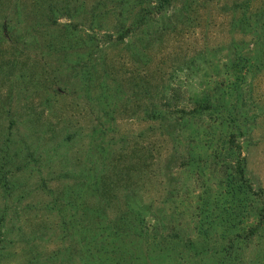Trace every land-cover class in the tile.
<instances>
[{"label":"rangeland","instance_id":"1","mask_svg":"<svg viewBox=\"0 0 264 264\" xmlns=\"http://www.w3.org/2000/svg\"><path fill=\"white\" fill-rule=\"evenodd\" d=\"M240 1L172 0L120 40V19L138 17L142 0H0V264H113L87 253L113 246L117 264H146L144 245L120 238L143 215L186 237L192 190L218 172L184 166L193 142L169 140L144 110L166 86L182 99L228 54L258 57L242 152L264 199V48L251 49L264 0L244 11ZM163 254L154 264L200 262ZM235 261L264 264V245Z\"/></svg>","mask_w":264,"mask_h":264},{"label":"trees","instance_id":"2","mask_svg":"<svg viewBox=\"0 0 264 264\" xmlns=\"http://www.w3.org/2000/svg\"><path fill=\"white\" fill-rule=\"evenodd\" d=\"M153 1L157 4L150 6ZM171 1L142 0L147 9L142 8V13L130 22L121 18L118 38L130 36L146 25L151 9L153 14H161ZM248 1L241 0L237 8L246 4L244 11ZM257 40L251 49L264 48V39ZM257 58L255 54L245 57L228 54L214 75L209 74L206 79L203 76L192 91L183 90L182 99L179 89L170 85L162 88L158 101L145 108L144 117L156 120L166 138L172 140L177 136L179 141L184 138L193 142L197 151L189 150L182 155L184 166L196 163L201 166L200 170L218 172V182L210 177L192 190L189 200L193 202L188 204L189 232L184 238H180V232L173 226L166 228L148 216H139L136 222L132 218L126 224L117 219L111 238L122 232L120 227L124 223L120 238L144 245L141 258L146 264H154L158 258L154 254L159 251L165 252L162 256L167 260L171 255L180 258L191 252L199 258L198 264H236V258L241 261L251 245H264V199L261 190L253 189L245 175L242 152L243 137L251 126L246 103V94L250 93L247 80L250 69L258 66ZM183 186L188 190V184ZM114 248L119 247L113 246L110 251L94 247L87 253L94 252L95 259L99 258L102 263L109 259L117 264L119 259Z\"/></svg>","mask_w":264,"mask_h":264}]
</instances>
